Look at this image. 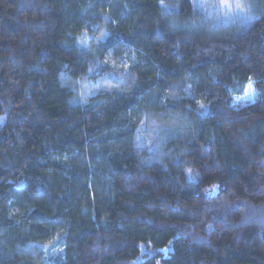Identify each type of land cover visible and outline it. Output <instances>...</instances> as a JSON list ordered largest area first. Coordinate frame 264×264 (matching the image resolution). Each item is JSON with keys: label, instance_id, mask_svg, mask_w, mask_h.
Here are the masks:
<instances>
[{"label": "trees", "instance_id": "trees-1", "mask_svg": "<svg viewBox=\"0 0 264 264\" xmlns=\"http://www.w3.org/2000/svg\"><path fill=\"white\" fill-rule=\"evenodd\" d=\"M0 264H264V0H0Z\"/></svg>", "mask_w": 264, "mask_h": 264}, {"label": "rangeland", "instance_id": "rangeland-1", "mask_svg": "<svg viewBox=\"0 0 264 264\" xmlns=\"http://www.w3.org/2000/svg\"><path fill=\"white\" fill-rule=\"evenodd\" d=\"M203 7L207 8L209 12H222L226 15H235L242 11L244 0H196ZM237 4L240 7H237ZM123 78V76H121ZM121 85L119 77L115 74H102L98 77L84 78L76 83V99L81 100L87 95H91L100 89H111ZM255 92L252 84L249 82L244 89L243 94L235 97V101H247L253 98ZM79 96V97H78Z\"/></svg>", "mask_w": 264, "mask_h": 264}, {"label": "snow or ice", "instance_id": "snow-or-ice-1", "mask_svg": "<svg viewBox=\"0 0 264 264\" xmlns=\"http://www.w3.org/2000/svg\"><path fill=\"white\" fill-rule=\"evenodd\" d=\"M237 7H240V5H239V4H237Z\"/></svg>", "mask_w": 264, "mask_h": 264}]
</instances>
